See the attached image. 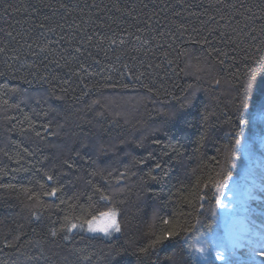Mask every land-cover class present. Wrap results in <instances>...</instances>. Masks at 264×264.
Listing matches in <instances>:
<instances>
[{
    "label": "snow or ice",
    "instance_id": "6c2138e0",
    "mask_svg": "<svg viewBox=\"0 0 264 264\" xmlns=\"http://www.w3.org/2000/svg\"><path fill=\"white\" fill-rule=\"evenodd\" d=\"M217 3L219 4V0ZM177 5L181 11H173L174 17H180L183 11L191 7L185 4V0H177ZM141 7L146 9L148 5L141 4ZM172 7L174 6L165 4L160 12L166 13ZM42 9H47L48 13L45 14ZM223 9L226 16L220 15L217 20L215 16L209 15L207 20L200 22L199 27H189L187 21L177 23L176 20H172L170 25H161L159 19L157 26L153 27V17L158 18L159 13L151 12L143 21L144 28L137 27L135 33L125 29L117 35L115 31H111L112 27H120L125 22V17L135 20L137 25L141 23L138 16H133L135 7L121 9L118 4H113L110 9L106 5L102 7L96 0H91V3L84 0L83 4L79 0H35L32 3L0 0V21L7 24V27H0V57H3L5 68H13L12 62L19 63L21 49H27L33 57H37L39 63L34 61L28 65L33 70L28 73L32 79H21L28 85H48L47 89L33 93L18 86L8 88L4 93L15 94L17 97L15 103L10 104L8 100H4L3 104L5 111L14 110L21 114L19 133L28 146L25 147L21 141L2 138L0 144H4V147H0V153L9 160L13 159L6 149L9 144H15L20 149L15 153L16 163L20 166L17 170L27 171L24 163L33 166L34 160L41 165L36 170L41 179L35 181L40 192L32 191L28 196V199L36 200L35 204L27 206L29 222H43V210L60 209L67 204L68 201L62 197L68 193H71L68 199L79 200L86 197L91 200L96 197L98 201L112 205L107 211L100 212L99 217H81L75 223L69 216H64V223L60 228L50 229L44 236L43 245L29 240L30 234L23 227L13 229L3 240L4 250L18 252L27 241L39 253L37 257L30 258L36 264H41V261L44 264H53L54 260L59 264H72L73 258L76 264H93L95 253L85 254L86 248L74 245V230L76 235L102 233L104 237L114 241V234L126 237L139 230L146 221H149L147 230L141 234L146 243L139 244L125 239L124 246L114 249L117 255L131 248L136 255L137 264H191L193 260L197 264H214L216 261L220 264H232L233 257L240 249L249 248L253 254L257 248L264 249V223L258 227L250 218L252 209L249 202L258 199L255 185L245 191H241L238 185L230 188L232 173L228 171L229 166L233 165L237 150L245 155L251 153V143L245 144L240 138H235L243 136L244 127L260 126L264 133V102L255 110L250 109L247 104L248 93L255 83L256 75L264 74V0L255 3L233 0L224 4ZM253 9H257L259 15ZM113 10L119 15H110ZM219 11L220 8L217 7V13ZM73 13L79 14L80 23L75 19L68 22ZM205 14L207 9L201 15ZM192 15L195 14L189 13V16ZM15 16H20L21 19L12 20ZM258 21L259 28L255 27ZM104 29L110 30L111 35L103 34ZM145 33H148L147 37ZM54 34L59 35L57 40H47L43 45L40 43L42 39ZM29 40L33 42L28 43ZM21 41L24 43L21 44ZM185 42L205 49L202 63L198 62L194 66L195 71L185 72V75L195 76L198 82L203 81L206 84V88L189 85L188 94L182 98L179 107L184 108L191 104L196 93L200 91L208 92L210 98V105H205L201 114L202 131L195 152L199 153L200 148L212 138V132L221 116L230 129L234 143L230 138L222 150L217 149L223 163L213 157L220 167L216 175L222 176V179L210 178L201 186V180L197 178L191 185V190L180 183L177 193L188 192L187 196H170L167 200H161V193L153 191L150 185L168 183L169 172L174 165L185 170L187 174L192 156H186L177 146H165L157 153L153 145H159L161 141L151 137L159 131L158 127L146 128L138 136L125 135L123 132L113 135L104 123L105 112L97 111L101 107V101L92 99L85 102L100 88L99 84L90 86L81 81V91L77 95L75 89L71 88L70 80H61L57 74H39V67L44 66L45 70L47 64H54L58 68L67 67L70 76L79 78L81 72H88L91 67L80 62V58L87 52L86 46L95 47L97 50H114L116 47L134 45V51L146 50L143 53L145 56L154 48L171 49L175 53L174 59H168L170 53L167 51L162 55L167 67L175 72L173 65L179 68V61L187 60L191 55L182 46ZM87 55L91 56V52H87ZM131 59L136 61L138 57L133 55ZM197 59L199 61V57ZM120 61L121 56H115V62ZM72 62H76L75 71L69 67ZM93 64L99 66L101 61L93 58ZM140 67L144 71H139L135 65L130 68L124 63L117 74L142 82L154 70H162L164 65L145 64L141 60ZM188 67L189 64L186 63L185 68ZM106 68L111 70L113 64L108 63ZM104 71L105 68L101 67L99 72L88 74L100 75L105 80L104 88L117 87L111 82V76H103ZM5 75L6 72H0V77ZM57 83L66 87L58 88ZM119 86L127 88L129 84ZM143 87L152 92L148 84H143ZM225 97L227 103L220 109L218 105ZM21 105L29 111H24ZM166 115L173 116L175 112L170 111ZM89 116L92 118L89 119ZM4 119L15 117L5 116ZM109 123L119 127L118 123ZM238 126L244 127L236 132ZM50 137L59 138L60 142L51 143ZM260 139L264 142V135ZM46 149L54 151L46 154ZM138 149H143L145 155H137ZM191 171L194 174L196 169ZM0 174L6 175L7 171L0 169ZM15 188L16 185L13 184H0V189ZM205 189H214L212 197L201 194ZM21 191L29 193L30 189L21 187ZM149 194L154 202L151 205L147 202ZM225 195L230 197L227 202L222 200ZM41 196L46 199L41 200ZM212 199L215 200L214 206H211ZM177 201L185 210L172 211L165 217L164 210ZM204 201L210 206L205 207ZM217 208L222 210L225 221L221 232L213 230L210 219L217 215ZM33 209H40L41 212L37 213ZM237 222L240 228L233 231L231 225ZM32 233H35L34 228ZM49 242L64 255L61 256L57 251L48 255L49 249L46 245ZM112 250L110 245V253ZM162 252L165 253L163 256ZM97 259L104 261V264H111L110 256Z\"/></svg>",
    "mask_w": 264,
    "mask_h": 264
},
{
    "label": "trees",
    "instance_id": "16d2710c",
    "mask_svg": "<svg viewBox=\"0 0 264 264\" xmlns=\"http://www.w3.org/2000/svg\"><path fill=\"white\" fill-rule=\"evenodd\" d=\"M13 3H22V2H35V0H11ZM81 4L84 3V0H79ZM91 3V0H88ZM97 3L101 6H107L112 8L113 4H118L121 9L135 7L136 11L133 12V16H138L141 23L136 24V21L130 18L125 17V22L116 27L113 25L111 31H115L117 35L123 30L129 32H136V28H144V20L147 19V15L151 12H158L159 17H153L152 25L153 27L157 26V19L161 25H170L172 20H176L177 23H182L187 21L189 27H199L202 20H207L208 16H215L219 20L220 15H227L223 9V5L226 3H231L233 0H185L186 5H191L190 8H187L186 11L182 12L180 17H174L172 15L173 11L180 12L181 8L177 5V0H96ZM245 3H255L258 0H244ZM141 4H147L148 8H142ZM170 4L174 7L170 8L166 13L160 12V9L165 5ZM217 7L220 8L219 13H217ZM207 9V14L201 15L204 13V10ZM42 11L47 14V9H42ZM87 9L85 12L87 13ZM93 11H95L93 9ZM254 12H259L257 9H253ZM189 13H194L195 15L189 16ZM110 15H119L114 10L109 13ZM139 14V15H138ZM103 15V14H100ZM87 18L86 15L84 17ZM12 20H20V16H15L11 18ZM42 19V17L40 18ZM58 19V17L56 18ZM75 19L77 23L81 22V17L77 13H73L69 17L68 22L71 23ZM39 22V20L37 21ZM0 27H7V24L3 21H0ZM29 27V25H25ZM259 28V21L255 25ZM162 30V29H161ZM111 31L108 29L102 30L103 34L111 35ZM139 34V33H137ZM145 37L148 36V33L144 34ZM35 38V37H34ZM59 38L58 34L50 35L47 39H42L40 43L46 44L47 40H57ZM32 40H29L28 43H32ZM24 42L21 41V44ZM179 43V41H177ZM66 47V45H64ZM191 55L187 60L182 59L179 61V68H175L173 65L172 69L167 67L166 60L164 59L162 53L167 51L169 52L168 59H174L175 53L168 49L167 47L153 49L148 51V54L145 56L143 53L146 51L141 49L140 51H134V45H127L123 48L116 47L114 50H97L95 47L87 48V52H91V56L83 55L80 58L81 63L90 65L88 72H81L79 78L76 76L69 75V68H58L54 64H47V70L44 66L39 67V74L49 75L57 74L61 80L68 79L71 82V88L75 89V94H79L81 91V81L91 85H100V88L93 92L86 99V103L90 102L92 99H99L101 101V107L97 111L105 112L104 123L106 127L115 135L117 132H123L125 135L131 134L132 136H138L146 128H159V131L152 134L153 140H159L161 143L159 145H153L156 152L159 153L164 149L165 146H177L178 150L183 152L186 156H192V160L188 164L187 174L185 170H182L178 166H173L170 169L168 176V183L164 185L152 184L150 187L153 188V191H158L161 193L160 199L167 200L169 197H176L178 195L187 196L188 192L182 191L177 193V188L180 186V183L189 187L191 190V185L195 183L196 179L201 180V186L204 182L210 178L213 180L222 179V176H217L216 173L220 171L219 165L213 160V157L216 160H219L223 163L220 152L217 149H223V145L229 142V139L232 138L230 134L229 127L223 122L224 117L221 116L220 121L217 123V127L212 132V138L200 148V152L196 153L195 149L198 147V142L200 134L202 131L200 118L201 114L204 111L205 105H210L209 94L206 91H200L196 93L195 98L192 100L191 104L187 107L180 108L179 104L184 96L188 94V86H200L201 88H206V84L203 81L198 82L195 76H186L185 72H194V66L198 62L203 61L202 53L205 49L201 48L199 45L185 42L182 45ZM243 46V45H241ZM75 47V44H73ZM175 47V45H174ZM106 48V42H105ZM227 50V49H225ZM21 61L19 63H14L13 68L6 69L4 66L3 57H0V72H6L5 76L0 77V139L7 138L10 141H21L25 147L28 146L26 142L23 141L19 133L20 123L19 120L22 119L21 114L18 111L7 110L5 111V106L3 104L4 100L8 102L15 103L17 97L15 94L4 95L8 88L11 87H20L22 89H28L29 93L42 91L47 89L48 85L33 83L32 85L25 84L21 77H27L32 79L31 76H28L30 71H33L28 67L29 64L34 61L39 63L37 57H33L27 49H21L20 51ZM120 55L121 61L119 63L115 62V56ZM135 55L138 57L136 61H133L131 57ZM199 57V61L198 58ZM93 58L101 61V64L94 65ZM143 60L145 64H157L164 65L163 69H156L152 72L151 75L145 77L142 82H137L131 77L120 76L117 74L118 70L121 68V65L127 63L131 68L133 65L139 70L144 71L140 67V61ZM11 62V61H10ZM108 63L113 64L111 70H107L106 65ZM189 64L188 68H185V64ZM63 64V61H61ZM23 65V66H21ZM69 67L73 71L76 70V62H72ZM101 67L105 68L103 76H111L112 83L116 84L115 88H104L105 80L100 75L89 76V72L96 73L99 72ZM242 69V66H241ZM15 76L16 78H13ZM129 84V87L122 88L120 84ZM143 84H148L152 88V92H149L143 87ZM6 85L7 87H2ZM59 87H66L57 83ZM59 94V93H57ZM71 94V93H70ZM262 102H264V74H257L255 77V83L250 89L247 97V104L249 108L255 110ZM227 103V97H225L218 105L220 109L223 108V105ZM81 107L83 105H80ZM24 111H29L28 108L24 107ZM175 112V115L169 116L166 115L168 112ZM15 117V119L5 120L4 117ZM89 119L92 117L89 116ZM109 121L118 123L119 127H114L113 123ZM13 126H15L13 128ZM240 127L236 128V132L240 131ZM12 129V130H10ZM261 129L260 126L253 128L251 125L244 127V133L240 138L243 143H251V152H259L257 138L260 135ZM107 138V137H105ZM49 141L51 143H59V138L50 137ZM234 143V138H232ZM0 147H4V144H0ZM10 154L13 156V159L9 160L0 153V169L6 170L7 174H0V184H13L16 185L15 189H0V264H36L34 259L31 257H37L39 253L32 247H30L25 241L23 246L19 249L18 252L12 250H4L3 240L7 236L8 232L13 229H20L23 227L25 232H28L30 235L29 240L39 243L41 245L45 244L44 236L48 233L50 229H59L60 225L64 223V216H69L72 219V222H78L77 218L91 219L93 216H99L100 212L107 211L112 205H107L103 201H98V198L93 197L91 200L86 197H82L79 200L68 199L71 196V193H68L67 196L62 197L68 202L65 205H62L60 209H44L42 214L45 219L39 224L37 222H29V210L28 205L36 203L35 199H28V196L31 195L32 191L40 192L38 186H36L35 181L41 179L39 173L36 171L41 165L35 160L33 161V166H29L27 163H24V167L27 168V171L17 170L20 166L16 163L15 153L19 151L15 144H9L7 149ZM54 151L53 149H46V154ZM137 155H145L143 149L137 150ZM39 157H37V160ZM246 168V163L242 152L237 150L236 157L234 158L233 165L229 166L228 171L232 173V177H239ZM192 169H196V172L193 174ZM147 171V169H145ZM21 187L29 188V193H24L21 191ZM162 189V191H161ZM214 189L208 190L205 189L201 194L208 197H212ZM41 200H44L43 196L40 197ZM149 205L154 203L151 199V194H149L148 201ZM205 207H209V203L204 201ZM215 205V200H211V206ZM37 213H40V209H33ZM185 209L182 208L179 201L175 204H169V207L164 210V215L167 217L172 211L180 212ZM217 215L210 217L212 221V227L215 232H221L220 222H219V211L216 209ZM257 218L252 219L255 224L261 225L264 223L262 216L256 215ZM141 225L140 229L134 233H129L126 237H121L120 234H114L116 239L110 241V238L104 237L101 234L90 235L87 233H81L76 235L74 230L73 235H75L74 245L80 248H86L87 251L85 254L95 253L93 257V264H104V261L98 260L97 257L110 256L111 264H137V258L134 254V251L129 248L127 251H122L118 255L116 254V248L124 246L125 239H131L136 241L139 244L146 243V240L142 237V232L147 230V223ZM195 222L194 220L192 221ZM35 229V233H32V229ZM89 237H95L94 239H89ZM110 245L113 249L110 253ZM46 247L49 249L48 255H51L52 251L60 252V249L55 247L50 242L47 243ZM165 253H161L163 256ZM60 255L63 256L64 253L60 252ZM41 264H44L41 261ZM53 264H59L57 260L53 261ZM72 264H76L74 258L72 259ZM191 264H197V261H191ZM214 264H220L218 261ZM249 264H264V263H249Z\"/></svg>",
    "mask_w": 264,
    "mask_h": 264
},
{
    "label": "rangeland",
    "instance_id": "374dc122",
    "mask_svg": "<svg viewBox=\"0 0 264 264\" xmlns=\"http://www.w3.org/2000/svg\"><path fill=\"white\" fill-rule=\"evenodd\" d=\"M261 135H264V133L261 132L257 138V148L259 152H251L250 155H245L242 153L246 163V168L239 177L231 178L229 181L230 188L233 185H238L241 191H245L248 187L255 185V194L258 196V199L249 202L250 208L252 209V212L250 213L251 220L254 218L256 219V215L262 216L264 219V142H262L260 139ZM245 144H248V142ZM229 199L230 197H228L227 195L222 197V200L225 202H227ZM218 211L220 215V229L222 231L225 226V221L222 210L218 208ZM231 226L233 228V231H238L240 228V224L238 222L233 223ZM257 226L259 227V225ZM87 234L103 235L102 233ZM262 252H264V249L260 248H257L254 254L249 250V248L240 249L236 253L235 257H233L232 264H249L251 262L264 263V255H261Z\"/></svg>",
    "mask_w": 264,
    "mask_h": 264
}]
</instances>
